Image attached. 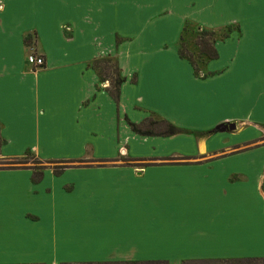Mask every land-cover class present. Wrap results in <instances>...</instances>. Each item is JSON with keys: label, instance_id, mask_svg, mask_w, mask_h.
Instances as JSON below:
<instances>
[{"label": "crops", "instance_id": "crops-1", "mask_svg": "<svg viewBox=\"0 0 264 264\" xmlns=\"http://www.w3.org/2000/svg\"><path fill=\"white\" fill-rule=\"evenodd\" d=\"M166 8L229 31L206 77L181 33L156 39ZM147 118L180 131L132 130ZM0 135L3 157L69 161L0 168V264H264V0H0Z\"/></svg>", "mask_w": 264, "mask_h": 264}, {"label": "trees", "instance_id": "trees-1", "mask_svg": "<svg viewBox=\"0 0 264 264\" xmlns=\"http://www.w3.org/2000/svg\"><path fill=\"white\" fill-rule=\"evenodd\" d=\"M184 31H186L185 28ZM215 34L216 33L214 31H210L207 29H203L198 33V36L196 38V44L198 45L201 51V54L199 56L200 58L201 55H205L209 59H216L218 57V52L214 46ZM225 36L228 35H224V37ZM34 38H35L34 33H28L25 35L24 42L28 48L31 49L34 48ZM184 40L185 39L181 37L178 48L179 56L183 59H187L192 64L195 74L197 76L202 77L200 73L201 69L197 65V62L194 57L195 55L188 49L186 42ZM93 67L97 70L102 82L103 81L109 82V86L107 90L110 93V95L113 97V99L116 102H118L120 98V88L125 79L120 74V68L117 60L110 57L98 59L94 61ZM206 76L207 75H203V77ZM130 126L134 132L144 136H152V135L170 136V135H175L180 131L179 128H177L169 121L158 120L154 118H147L139 124L130 123ZM4 143H5V139L2 138V136L0 135V155H1V147ZM26 155H30L32 157L36 156L38 163H40L37 166H32V167L30 166L34 170L33 173L34 182L41 178L44 168H46L48 165H53L52 167L56 174H61L63 170L69 166L68 164L69 161L66 160L43 161L39 157H37V155L31 150H27L24 156ZM24 156L18 159L17 158L5 159L6 163L8 164L3 165L2 167L13 168L19 166H27L25 165L24 162L23 163L19 162L20 160L22 161Z\"/></svg>", "mask_w": 264, "mask_h": 264}, {"label": "rangeland", "instance_id": "rangeland-1", "mask_svg": "<svg viewBox=\"0 0 264 264\" xmlns=\"http://www.w3.org/2000/svg\"><path fill=\"white\" fill-rule=\"evenodd\" d=\"M168 13H165L163 16H161L160 18L156 19V34L157 37L156 39H158L159 41H165L168 44H173L174 42L177 41L180 33H181V26H182V21L184 18H187L189 15L188 10L183 9L182 11L179 12H174L173 10H170L169 8H166ZM113 24H116V22L114 21ZM120 24V23H119ZM123 28L126 29L128 32H130V30L128 29L127 26V22H124L123 24ZM186 31H182V37L185 39L184 41L186 42V45H189L190 47H193L192 43H196V38L198 36V33L201 31V28H199L196 25H191V24H186L185 26ZM229 31L228 30H220V32L218 31L217 34H215V39L216 38H222L224 37L225 34H228ZM30 54H36L34 48L32 51H30ZM196 55H198L199 53H195ZM195 57V60L197 62V65L199 66V68L202 70L201 66L202 61H204V58H199V57ZM203 75V72H200ZM23 157V156H22ZM38 157V156H37ZM18 159L21 157H13V158H6L3 157L2 154L0 155V168H3V165H7L8 163H6L5 159ZM40 158V157H39ZM42 160V159H41ZM126 161V160H123ZM19 162H24L25 165L27 166H37L40 163H38V160L35 157H32L30 155H26L24 156V158L22 159V161L20 160ZM128 162H130L128 160ZM136 162H134L135 164ZM139 163H136V165H138ZM19 167H25V166H19ZM244 260L243 259H236L234 260V262L236 263H241Z\"/></svg>", "mask_w": 264, "mask_h": 264}, {"label": "built area", "instance_id": "built-area-1", "mask_svg": "<svg viewBox=\"0 0 264 264\" xmlns=\"http://www.w3.org/2000/svg\"><path fill=\"white\" fill-rule=\"evenodd\" d=\"M28 61L35 67H41L45 64L44 58L35 54H29Z\"/></svg>", "mask_w": 264, "mask_h": 264}]
</instances>
